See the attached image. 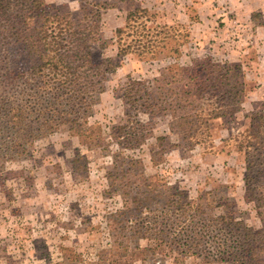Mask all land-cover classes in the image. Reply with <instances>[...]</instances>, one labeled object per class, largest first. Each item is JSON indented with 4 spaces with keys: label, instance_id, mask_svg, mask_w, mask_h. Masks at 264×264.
Instances as JSON below:
<instances>
[{
    "label": "rangeland",
    "instance_id": "1",
    "mask_svg": "<svg viewBox=\"0 0 264 264\" xmlns=\"http://www.w3.org/2000/svg\"><path fill=\"white\" fill-rule=\"evenodd\" d=\"M44 2L47 10L69 12L75 20L85 11L92 14L98 9L100 13L104 43L96 50L116 68L85 112L107 149H87L80 137L61 130L35 141L30 157L0 167V264H91L102 250L106 257L115 253L116 264H198L192 258L177 262L164 255L166 251L156 252L155 258L145 256L150 253L147 240L127 229L121 233L127 241L114 240L110 220L123 207L108 175L113 171L111 155L118 151L140 161L135 172L158 175L167 186L186 190L191 198L209 197L228 204L208 209L209 214H231L258 228L264 209L244 199L241 156L220 140L243 128L246 120L240 117L227 130L216 122L210 138L192 149L170 133L167 117L160 114L137 115L144 123V142L137 148L117 147L113 127L124 125L130 112L122 98L129 78L150 79L170 64L188 65L204 57L213 64L238 65L246 90L244 112L264 110V0ZM136 7L150 12L143 20L151 31L144 32L154 44L149 50L140 48L119 56L115 29L124 26L127 12ZM131 37L124 39L129 42ZM133 181L137 183L138 177ZM156 195L149 203L153 207L163 200ZM132 211L124 220L135 215ZM118 220L122 221L119 227L130 224Z\"/></svg>",
    "mask_w": 264,
    "mask_h": 264
},
{
    "label": "trees",
    "instance_id": "2",
    "mask_svg": "<svg viewBox=\"0 0 264 264\" xmlns=\"http://www.w3.org/2000/svg\"><path fill=\"white\" fill-rule=\"evenodd\" d=\"M97 10L75 20L69 12L47 10L44 0H0V167L30 157L35 141L61 130L80 137L87 149H107L85 112L116 68L96 50L104 43ZM145 16H151L149 10L136 7L127 12L124 26L115 29L119 56L153 46L146 39L151 28ZM128 35L129 42L124 39ZM174 51L178 56V46ZM245 96L238 65L213 64L208 57L170 64L150 79L129 78L122 98L130 112L124 125L113 127L115 145L133 149L144 142L140 112L166 116L170 133L188 149L210 138L216 122L227 130L244 119L243 128L220 140L241 156L244 199L264 209V110L244 112ZM111 159L108 180L123 207L110 220L116 242L127 241L121 234L127 229L147 240L150 253L145 256L166 251L181 263L192 258L198 264H264V215L258 228L231 214L211 215L208 209L228 204L191 198L158 175L135 172L140 161L121 151ZM155 194L163 200L153 207L149 203ZM132 210L135 215L125 219L130 224L119 227L118 218L127 222L124 217ZM102 251L91 264L117 263L115 253L106 257Z\"/></svg>",
    "mask_w": 264,
    "mask_h": 264
}]
</instances>
